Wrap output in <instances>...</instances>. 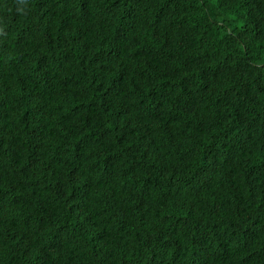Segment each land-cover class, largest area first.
Listing matches in <instances>:
<instances>
[{
  "label": "trees",
  "instance_id": "16d2710c",
  "mask_svg": "<svg viewBox=\"0 0 264 264\" xmlns=\"http://www.w3.org/2000/svg\"><path fill=\"white\" fill-rule=\"evenodd\" d=\"M0 264H264V0H0Z\"/></svg>",
  "mask_w": 264,
  "mask_h": 264
}]
</instances>
